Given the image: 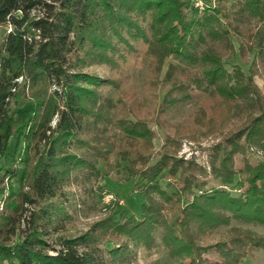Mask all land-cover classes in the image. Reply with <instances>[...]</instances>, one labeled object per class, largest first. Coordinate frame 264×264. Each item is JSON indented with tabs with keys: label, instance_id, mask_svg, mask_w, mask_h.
I'll return each mask as SVG.
<instances>
[{
	"label": "trees",
	"instance_id": "obj_1",
	"mask_svg": "<svg viewBox=\"0 0 264 264\" xmlns=\"http://www.w3.org/2000/svg\"><path fill=\"white\" fill-rule=\"evenodd\" d=\"M1 28L0 264H129L157 238L174 264H241L264 249L263 234L231 225L264 229V162L250 152L264 150L255 81L264 79V0H0ZM140 41L139 94L124 63ZM91 66L109 73H87ZM192 89L224 105L223 115H245L211 148L209 173L175 156L180 138L207 129L203 99L191 126L167 118ZM22 101L26 120L16 118ZM150 125L172 130L154 162ZM122 167L138 179L139 213L71 233L65 188ZM215 248L229 255L211 261Z\"/></svg>",
	"mask_w": 264,
	"mask_h": 264
},
{
	"label": "rangeland",
	"instance_id": "obj_2",
	"mask_svg": "<svg viewBox=\"0 0 264 264\" xmlns=\"http://www.w3.org/2000/svg\"><path fill=\"white\" fill-rule=\"evenodd\" d=\"M195 5L201 7L202 3L197 2ZM259 26V24H257ZM0 29V35L3 33ZM134 50L126 56L124 66L130 73V82L134 89L140 94L142 92L143 83L145 82L147 71L145 63L146 44L143 42L133 43ZM236 61V60H235ZM87 73L96 74L99 77H105L109 71L104 66H91L86 69ZM256 84L259 88L261 95H264V79L261 77L256 78ZM104 93L109 96L113 95L107 87H103ZM164 91L160 88L157 92L159 100L161 99ZM190 99L185 103L177 105L174 108L168 109L167 118L172 124H185L187 127L191 126L197 119L196 113L199 109L200 100L203 99L201 92L191 90ZM206 99V98H205ZM203 99V104L200 110H203L204 118L202 121L206 122L207 129L203 134L197 136L195 139L184 136L179 140V147L175 156L184 161L193 160L196 164L203 167L207 173L210 172L208 162V155L211 148L220 140L221 136L225 134L227 129L232 125H239L245 118L244 114L233 115L231 113L223 115L222 112L225 106H217L211 103V100ZM152 103L148 111L152 108ZM16 118L26 120L31 112V105L27 102H17ZM236 112V111H235ZM234 112V113H235ZM232 116V117H231ZM53 124V123H52ZM153 133L152 138V156L151 162L156 159V151L162 145L164 137L171 134L172 130L168 127L159 128L155 125H150ZM199 129V128H198ZM222 130V131H221ZM200 131V129H199ZM221 131V132H220ZM13 140L10 142V149L13 145ZM251 155L256 159L264 162V150L256 147H250ZM236 167L241 166L238 157L235 159ZM122 165H124L122 163ZM14 189H18V178L10 181ZM165 181H161V186L164 188ZM212 184V181H210ZM138 179L136 177L130 178L124 172L123 167L120 172H112L107 178L100 183H80L78 185L71 184L66 187L68 191L67 201L73 204V208L68 209L72 215V221L67 225L71 233H81L86 231L89 226L105 218L112 213L114 217L118 215L138 214L141 204L144 200L139 192ZM233 188H235L233 186ZM231 188L232 194H236L235 190ZM171 191V188L168 189ZM27 215V214H26ZM233 226L251 229L258 234L264 235V229L253 226L251 224H243L239 222H231ZM18 237L14 238L16 242ZM229 255L228 251L218 250L215 248L212 253L206 254L211 261L219 262L222 257ZM129 264H174V260L168 256L166 249L162 246L160 240L157 238L156 243L151 247H138L133 251V258ZM241 264H264V249H258L251 256L242 259Z\"/></svg>",
	"mask_w": 264,
	"mask_h": 264
},
{
	"label": "built area",
	"instance_id": "obj_3",
	"mask_svg": "<svg viewBox=\"0 0 264 264\" xmlns=\"http://www.w3.org/2000/svg\"><path fill=\"white\" fill-rule=\"evenodd\" d=\"M6 31H7V32L10 31V27H9V26L7 27ZM16 81H17V82H20V81H21V77L17 78Z\"/></svg>",
	"mask_w": 264,
	"mask_h": 264
}]
</instances>
